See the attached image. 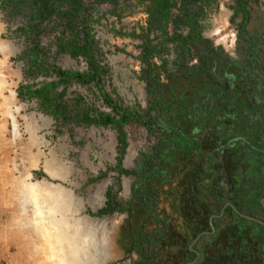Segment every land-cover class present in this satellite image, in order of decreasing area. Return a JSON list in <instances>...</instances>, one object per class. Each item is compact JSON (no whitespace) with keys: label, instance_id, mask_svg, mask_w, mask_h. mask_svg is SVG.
<instances>
[{"label":"flooded vegetation","instance_id":"flooded-vegetation-1","mask_svg":"<svg viewBox=\"0 0 264 264\" xmlns=\"http://www.w3.org/2000/svg\"><path fill=\"white\" fill-rule=\"evenodd\" d=\"M23 2L30 10V22L25 28H19L15 32L17 35L24 36L26 39H28L31 45L28 50L25 51L24 55L21 54V50L18 52V55H20L19 57H17V55H15L13 52L11 54L15 60L18 58L17 60L21 61L18 63V76L15 78L19 81L18 83L22 84L23 67L26 66L27 72L29 74L35 75L38 72H41L45 77L49 78V80H46L40 84L39 82H36V84L21 85L18 89L16 88L17 99L19 102H26L27 104H30L31 102H39L41 107V101L37 98L26 99L25 101L20 100V89L30 87L32 91H36L41 89L45 83L59 82V78H57L55 75H46L44 71L37 69L33 73L31 69L34 66V63H46L48 65L61 68L65 71L75 72H88L89 66L86 60L83 58L75 59L70 53L61 51V42L65 43L72 40L73 35L67 30L65 23L59 20L57 16H54L50 20L43 22L38 33L34 35L24 34L23 31L28 32L30 29H35L34 26L39 24L38 19L40 16V8L34 4L33 0H6V5L13 4V6H20ZM176 3V7L171 11L173 18L169 22V25L166 26V23H160L156 20H152V16H157V10L159 9L156 0H107V2L100 4H98L95 0H87L85 2L81 12L83 19L82 22H86L87 31L90 35V43H92L96 49L95 55L97 60L99 61L100 65L108 71V74L103 76L104 84L106 86V93L109 94L114 101L118 102L120 105H123L125 108L130 109L131 111H136L139 115H142V117L150 118L149 113L152 103H158V105L161 107L162 103L169 102V98L171 97L170 94L173 93L171 91L175 88V85L178 88V91L174 95L177 99L178 97L180 98L186 94V98L191 100L195 93L191 94L190 91H198L202 89V85L200 82H197V79L192 80L191 82H183L181 77L182 75L186 76L187 73L191 72V70L194 68L202 67L203 62L211 59L214 64L210 74L212 77L210 78L208 75L203 77L207 83L206 87H212L214 80H219L222 83L231 86L229 91L224 90V92L217 93V98L211 101V107L217 108L219 113L211 123V128H213V130H217L216 136L219 138V143L231 145L234 148L236 146L238 147L239 145L248 144L253 140H260V142L264 144V133L262 134V137H258V135H256L257 138L256 136H252L250 133L251 127L255 124L254 122H259V125H262L264 129V0H248L246 6L245 4L240 5L237 0H226V4L224 5L219 4V0H176ZM104 5H109L112 7V11L110 13L113 17L109 21L114 25L112 28L113 34L119 39H134L140 41L141 45L139 46L138 54L134 58L139 63V71H137L136 74L137 80L143 84V88L147 96L146 108H144V106L141 104H136L135 106H126L125 102L117 93L116 89L110 90L113 86L110 80L111 68L107 65H104L101 60L102 51L95 34H93V28L91 25V23H93V17L90 12L93 6ZM58 7L60 8V11H67L69 5L59 2ZM133 8L134 10L137 9V11L142 10L139 12V14L137 13L141 17L137 21L131 17V14L135 12ZM195 17L199 18L196 23L194 22ZM124 18L128 21L124 22ZM52 22L53 24H56V26L64 29L57 38L58 55H68L75 61L83 62L85 66L84 70L67 69L49 62V51H46L42 47L41 36L44 29H48ZM120 24L128 25L130 27L128 28V32L131 33H125L119 30ZM193 32L198 33L201 41L193 43L191 46V57L184 58L182 52V42L178 41L177 43H173L170 42L169 39L175 35L188 38ZM84 39L85 34L81 33V45L84 44ZM33 40H35V42ZM35 44L39 45L40 53L38 54L32 52V49L35 48ZM121 53H124V51ZM74 83L82 87L93 89L91 91L93 92L94 96H96V98L101 101L105 109L103 110L96 107L89 108L84 103L83 99L79 98L80 100H77L78 106L73 111V109H71V105L65 100V97L67 95L69 86ZM70 85L67 88L64 85H61L58 89V93H64L66 91L64 102L69 106V110L73 113V115L76 114L78 109L79 111L82 109H93L95 112L97 111L107 115L115 116L113 109L105 105L95 84L84 86L77 82H72ZM184 88L187 89L185 92ZM216 89H221V86H216ZM201 93L202 91L198 97L201 95ZM202 96L197 99L200 101V104L202 103V100H204ZM211 96L212 93L209 92L207 97ZM189 106L190 105L186 107L187 110L190 109ZM223 109L226 112V115H220L223 112ZM41 111L43 115L48 116V120L56 121V123H60L61 125L74 124L76 126H81L75 123H63L61 120H56L55 118L47 115L42 107ZM241 113L244 115H249L246 117L249 119V124H246L245 118L240 116ZM151 118L154 121L153 124H159L156 128H149L136 122H131L125 128L128 140V148L123 162V169L136 173V175H125L115 170L118 166L119 146L118 132L116 128L84 125L81 126L97 127L106 130L112 129L116 132L117 146L115 152V167L109 168L108 171L103 172L99 177L91 179L89 182L97 183L99 181H107L109 179L110 173L117 174L116 180L118 182V191H116L115 186H108L105 192V205L98 211V213L107 207V194L109 191H111L116 197V202L122 204V206L128 210L121 211L119 209L112 214L101 217L96 215V217L103 218L110 216H125V221H122L116 238L113 240V244L116 246L114 257L122 258L118 264H147V261L143 255V251H145L147 255L149 254V256L155 255L153 254V252H155V250H153L155 244L152 240L155 236H153V231L156 230H153V225H149L147 222H144V216L151 217L152 215L151 218H153L157 215L151 214V211L154 209L153 204L149 203L148 200L147 202H145V200H140V198L136 195V188L142 183L145 184L144 182L146 180H150L147 173H142V170L146 164L145 157L150 156L155 166L158 164L159 166L162 165L163 159H166V156L171 154L175 144L181 138L178 137L180 134L178 131H176V129L173 131L171 130L172 127L171 125L169 126V117H167V112H163L160 109L155 110L152 112ZM42 119L45 121V116H42ZM222 124L223 128L221 127ZM130 125H136L144 128L148 135L154 138L153 145H151L147 151L141 153V156L136 161V166L133 170H129L125 167L128 157L131 156L130 142L127 132V128ZM244 126H248L247 129ZM209 130V127H206L204 129L192 131L193 134L190 138L182 137L185 139H183V141L181 140L182 144H189L190 142L188 140L192 138L193 140L200 139L201 141L205 138L208 139ZM214 141L215 139L213 138V142ZM200 144L202 145L203 142ZM252 150V148H249L243 149L241 151L247 152V157L254 156L253 152H251ZM261 155H264V152H262ZM220 156L221 152L218 149L216 159L218 160ZM133 159H130V161ZM209 159L210 157L208 155H202V158H195L192 163L185 167L183 178L191 173L192 169L197 163H202L200 164L201 170L206 169L208 167ZM102 175H106V177H102ZM123 178L134 179L133 185L130 187V196L128 201L122 200L120 196L124 188L122 185ZM172 179L174 180V178ZM155 180H153V182L156 185ZM174 182H169L165 186L166 189L172 190V195L177 191L176 185L178 182L176 179ZM149 183L151 184V182ZM164 202H162L158 207L160 209V217H162L161 212L163 211L164 207L168 214L171 213V201L167 202L164 200ZM262 203L263 206L256 209H254L253 201L250 200L249 203H246L244 213L247 215H243L240 211L242 208L238 210L234 207L233 203H227L224 210L227 207L233 208L235 213H237L243 219L264 224V198ZM222 215H224V213H222ZM222 215L218 218L221 219ZM216 217L217 216L212 217L209 221L211 229L199 235L193 241V243L190 244L188 247L189 250L180 248H176L174 250V253L179 255V259L182 264L203 263L205 260V247L207 245H211L214 237L220 238L222 230H224L227 225L232 223L234 225L236 222V219L229 218L217 223L214 221ZM165 220L166 221L162 223L166 227H169L172 219ZM141 233L143 234V239H141ZM213 248H216V244L213 245ZM152 263L154 264L153 261Z\"/></svg>","mask_w":264,"mask_h":264},{"label":"rangeland","instance_id":"rangeland-1","mask_svg":"<svg viewBox=\"0 0 264 264\" xmlns=\"http://www.w3.org/2000/svg\"><path fill=\"white\" fill-rule=\"evenodd\" d=\"M219 4H226V0H219ZM27 7L24 2L13 6L0 0V264H118L122 258L114 257L113 240L125 216L96 217L105 205L108 186H115L118 191L117 174L110 173L107 181L89 182L115 167L116 132L61 125L42 114L39 102L27 104L12 97V91L21 85L49 80L41 72L29 74L26 66L22 84L15 78L21 61L11 54L19 57L21 50L24 55L31 45L15 32L30 22ZM92 9L91 25L102 51L101 60L111 68L113 86L109 89H116L126 106L141 104L146 108L147 96L143 84L137 80L139 63L134 58L140 41L119 39L113 34L114 25L109 21L113 17L111 6H93ZM134 11L131 17L137 21L142 10ZM128 28L120 24L119 30L131 33ZM63 30L52 22L42 33V47L49 51V62L67 69L84 70L83 62L58 55L57 38ZM91 90L74 83L69 86L65 100L73 111L79 98L89 108L104 110ZM127 132L134 157H128L125 167L133 170L141 153L153 145L154 138L136 125H130ZM133 182V178L122 179V200L128 201ZM35 186L42 187L38 190L42 206L38 221L32 220V207L23 203L28 197L25 196L28 188ZM258 225L262 227L261 223ZM72 245L79 249L73 251L75 254L67 251ZM75 258L79 260L76 263Z\"/></svg>","mask_w":264,"mask_h":264},{"label":"trees","instance_id":"trees-1","mask_svg":"<svg viewBox=\"0 0 264 264\" xmlns=\"http://www.w3.org/2000/svg\"><path fill=\"white\" fill-rule=\"evenodd\" d=\"M86 1L33 0L34 4L40 8L39 24L34 26L35 29H30L28 32L23 31V33L34 35L38 33L43 22L57 16L59 20L65 23L67 30L73 35L72 40L65 43L61 42V51L70 53L75 59L83 58L86 60L89 71H65L46 63H34L31 69L33 73L36 69L42 70L46 75H55L59 78V82L45 83L41 89L36 91H32L30 87L21 88L19 99L23 101L32 98L39 99L44 112L56 120H61L63 123L116 128L119 146L118 166L115 170L125 175H136V173L123 169V162L128 148L126 126L131 122H136L149 128H156L159 124H153L152 112L159 109L167 112L169 126L171 125L172 127L171 130L176 129L180 134L178 137L181 139L175 144L171 154L166 156V159H163L162 165L159 166L158 164L155 166L150 156L145 157L146 164L142 173H147L150 180H146L145 184L142 183L136 188V195L140 200H145V202L148 200L149 203L153 204L154 209L151 214L157 215L153 218H151L152 215L151 217L144 216V222L153 225V230H156H152L153 236L155 235L152 240L155 244L153 249L155 250L153 252L155 255L149 256L143 251L147 264H153L152 261L154 264H182L179 255L174 253V250L176 248L189 250L188 247L199 235L211 229L209 221L214 216H217L214 220L217 223L229 218L236 219V222L234 225L233 223L227 225L222 230L220 238L214 237L215 240H212L211 245L205 247V260L201 264H264V224H261L262 227H260L257 222L243 219L235 213L233 208L227 207L224 210L227 203H233L238 210L242 208L240 211L243 215H247L244 213L245 204L251 200L253 201L254 209L261 208L264 198V155H261L264 152V144L260 140H253L248 143L249 145H239L235 148L231 145L220 144L219 138L216 136L217 130L211 128L213 119L219 114L217 108L211 107V101L217 98V93L224 92V90L229 91L231 86L219 80H214L212 87H206L207 83L203 77L208 75L211 78L212 75L210 74L214 66L213 61L208 59L203 62L202 67L194 68L186 76L182 75L181 77L183 82H191L197 79V82L202 85V89L195 92L190 91L191 94L195 93L191 100L186 98V94L177 99L174 96L178 91L175 85V88L171 91L173 93L170 94L169 102L162 103L161 107L158 103H152L149 113L150 118L142 117L136 111L125 108L106 93L103 76L107 75L108 71L97 60L96 49L90 43L86 22H82L81 12ZM95 1L98 4L107 2V0ZM237 1L240 5L245 4L246 6L248 0ZM59 2L68 4V10L60 11ZM156 2L159 9L157 10V16H152V20L166 23V26L169 25L173 18L171 11L177 5L176 0H156ZM198 19V17H195L194 22L196 23ZM81 33L85 34L83 45H81L82 42L80 41ZM33 41L35 42V40ZM169 41L173 43L182 42V52L185 58L191 57V46L193 43L201 41V38L198 33L193 32L188 38L175 35ZM32 52L40 53L38 44H35ZM72 82H77L84 86L95 84L100 97L107 107L113 109L115 116L95 112L93 109H82L80 111L78 109L76 114L73 115L69 110V106L64 102L66 91L58 93L61 85L67 88ZM216 86H221V89L217 90ZM184 89L185 92L187 89ZM201 91L200 96L203 95L204 100L200 104L197 99L200 97L198 95ZM209 92L212 93L211 97H207ZM188 105H190V109L187 110L186 107ZM220 115H226L224 109ZM240 116L245 118L246 124H249V119L246 118L249 116L248 114L244 115L241 113ZM254 123L251 129L248 128L251 131V135L262 137L264 133L262 125H259V122ZM206 127L210 129L208 133L210 139L205 138L201 141L200 139L193 140L192 138L188 140L189 144H182L185 137H191L192 131ZM221 127L223 128V124ZM247 127L245 128L247 129ZM213 138L215 139L214 142ZM201 142H203L202 145L200 144ZM249 148L253 149L251 152H253L254 156L246 157L247 152L241 150ZM218 149L221 152V156L217 160ZM202 155L210 157L208 167L201 170L200 164L202 163H197L191 173L183 178L185 167L192 163L195 158H202ZM102 177H106V175H102ZM172 178L178 182L176 185L177 191L173 195L172 190L165 187L169 182H174ZM153 180H155L156 185ZM107 198V207L97 214L99 217L112 214L119 209L121 211L128 210L122 204L116 202V197L111 191L108 192ZM164 200L167 202L171 201V213L168 214L164 207L161 212L162 217H160V209L158 207ZM221 215L222 218L219 219L218 217ZM165 219H172L169 227L163 224L166 221ZM141 239H143L142 233ZM214 244H216V248H213ZM216 254L217 257H215Z\"/></svg>","mask_w":264,"mask_h":264},{"label":"bare ground","instance_id":"bare-ground-1","mask_svg":"<svg viewBox=\"0 0 264 264\" xmlns=\"http://www.w3.org/2000/svg\"><path fill=\"white\" fill-rule=\"evenodd\" d=\"M0 50H1V49H0ZM12 117H13V116H12ZM14 119H15V118H14ZM13 121H14V120H13ZM29 187H30V186H29ZM31 187H32V186H31ZM40 188L42 189V187L37 188V186H35V188H34V187H33V188H30L31 190L28 188V190H27L28 193L25 194V196L28 195V197H27L26 199L23 200V203H24V204H28V205H30V206L32 207L31 210H32V213H33V217H32V220H33V221H34V220H35V221H38V219L40 218V215H41V214L39 215V212H38L39 209H41L40 207H42V206H41V202L39 201V194H38V190H39ZM21 196H22V195H21ZM40 197H41V196H40ZM23 203H21V205H22ZM24 204H23V205H24ZM49 204H50V203H48V205H49ZM52 204H54V203H52ZM23 205H22V206H23ZM42 205H43V204H42ZM50 205H51V204H50ZM52 206H53V205H52ZM44 208H46V207L43 206L42 209L45 210ZM49 208H50V207H49ZM48 210H49V209H48ZM53 210H55V209H53ZM49 211H50V210H49ZM43 212H44V211H43ZM38 217H39V218H38ZM43 218H45V217H43ZM41 219H42V218H41ZM48 220H49V219H48ZM52 220H53V219H52ZM56 223H57V222H56ZM32 224H33V223H32ZM57 224H58V223H57ZM34 225H35V227L37 226V224H35V223H34ZM34 225H33V226H34ZM52 227H53V226H52ZM32 228H33V227H32ZM52 229H53V228H52ZM56 235H57V234H56ZM59 235H60V234H59ZM62 235H63V234H62ZM80 235H81V234H80ZM54 237H55V236H54ZM52 238H53V237H52ZM61 238H62V236H61ZM63 238H64V237H63ZM65 241H66V240H65ZM61 243H62V242H61ZM55 245H56V244H55ZM52 247H53V246H52ZM68 250H69L70 252L72 251L73 254H75L73 251H76V250L79 251V249H76L75 247H73V245L71 246V248H68V247H67V251H68ZM56 253H57V252H56ZM64 253H65V252H64ZM58 254H59V253H58ZM59 255H60V254H59ZM71 256H72V255H71ZM56 257H57V256H56ZM68 257L70 258V255H68ZM70 260H71V259H70ZM64 261H65V260H64ZM72 261H73V260H72ZM74 261H75V263H76V262L79 261V260H78V258H75ZM60 262H61V261H60Z\"/></svg>","mask_w":264,"mask_h":264},{"label":"built area","instance_id":"built-area-1","mask_svg":"<svg viewBox=\"0 0 264 264\" xmlns=\"http://www.w3.org/2000/svg\"><path fill=\"white\" fill-rule=\"evenodd\" d=\"M12 97H13L14 100L17 99V93H16V90L12 91ZM12 120H13V119H12ZM14 121H15V119H14Z\"/></svg>","mask_w":264,"mask_h":264}]
</instances>
